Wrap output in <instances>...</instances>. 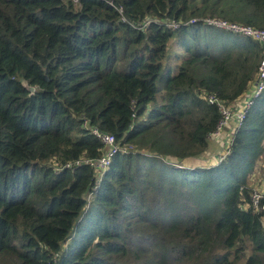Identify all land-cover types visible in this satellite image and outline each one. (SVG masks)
I'll return each instance as SVG.
<instances>
[{"label": "trees", "instance_id": "1", "mask_svg": "<svg viewBox=\"0 0 264 264\" xmlns=\"http://www.w3.org/2000/svg\"><path fill=\"white\" fill-rule=\"evenodd\" d=\"M207 16L264 29V0H0V264H264V214L240 209L264 92L224 161L187 166L221 120L204 95L240 99L262 54L183 26ZM84 123L133 148L101 177L55 171L104 154Z\"/></svg>", "mask_w": 264, "mask_h": 264}, {"label": "built area", "instance_id": "2", "mask_svg": "<svg viewBox=\"0 0 264 264\" xmlns=\"http://www.w3.org/2000/svg\"><path fill=\"white\" fill-rule=\"evenodd\" d=\"M73 1L76 2L77 0ZM197 22L219 31L250 38L251 40L257 42L262 48V55L255 77L249 82L246 93L240 99L235 100L231 104H227L213 95H204L203 97L208 104L216 106L221 115V120L219 121L216 130L208 136V147L204 153L206 155L203 154V158L209 165L216 166L224 161L230 153L235 132L243 124L247 112L264 92V29L245 26L218 18L216 16H207L205 18H201V20L192 19L183 23V26L188 27ZM168 27L172 29L178 28L180 27V23L172 22L171 25H168ZM83 127L88 129L87 123H84ZM88 130L100 141L103 146L104 154L97 160H78L74 163H68L62 168H55V171L58 172L62 169H71L84 163L93 168L96 176L101 177V175L109 167L112 158L118 152L126 154L133 150V148L129 146L121 147L118 143H116L114 136L110 134L102 133L96 128H90ZM251 188L253 193L250 194V201L248 203H246L245 200L242 201L240 209H251L253 214L263 215L264 192L260 193V187H257V185L252 186ZM262 223L264 225V216L262 218Z\"/></svg>", "mask_w": 264, "mask_h": 264}, {"label": "rangeland", "instance_id": "3", "mask_svg": "<svg viewBox=\"0 0 264 264\" xmlns=\"http://www.w3.org/2000/svg\"><path fill=\"white\" fill-rule=\"evenodd\" d=\"M236 23V22H235ZM208 33H212V31H207ZM224 33V32H223ZM219 34V33H218ZM218 34L216 36H218ZM231 36L233 37H238V38H242L244 36H238V35H235V34H230ZM245 38V37H244ZM262 55V54H261ZM256 73V71H255ZM255 77V74L253 76V78ZM264 145V143H263ZM205 153V152H204ZM202 153L200 156H198L194 161L191 162V164H187V166L191 167V166H195V167H204V168H212L211 165H209L207 163V161L203 158L204 154ZM204 154V155H203ZM179 166V165H178ZM180 166H186L185 164H180ZM179 168V167H178ZM247 184H248V187L251 191V194L253 193L252 192V186H255L257 185V187H260L259 188V192L260 193H263L264 192V153L262 155V157L259 159L258 163H257V166L255 167L254 171L251 173V175L249 176L248 178V181H247Z\"/></svg>", "mask_w": 264, "mask_h": 264}, {"label": "water", "instance_id": "4", "mask_svg": "<svg viewBox=\"0 0 264 264\" xmlns=\"http://www.w3.org/2000/svg\"><path fill=\"white\" fill-rule=\"evenodd\" d=\"M23 86L29 91L31 92V94L34 92V89L32 87H28L26 86V83L23 82Z\"/></svg>", "mask_w": 264, "mask_h": 264}]
</instances>
